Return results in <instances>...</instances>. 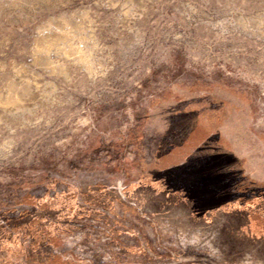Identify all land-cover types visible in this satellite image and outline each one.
<instances>
[{"label": "rangeland", "instance_id": "1", "mask_svg": "<svg viewBox=\"0 0 264 264\" xmlns=\"http://www.w3.org/2000/svg\"><path fill=\"white\" fill-rule=\"evenodd\" d=\"M214 88L231 105L222 129L237 153L251 150L257 159L264 154V0H0V225L10 221L0 226L10 252L0 256L45 263L47 254L14 239L31 233L14 222L19 200L29 193L37 203L61 201L66 186L52 184L57 179L92 195L110 178L122 197L150 157L154 139L139 141L147 120L181 99L202 105L200 92ZM168 172L150 201L87 206L85 226L57 236L52 252L76 264H199L204 251L201 263L237 264L226 256L234 250L229 222L263 202L237 201V174L228 170ZM207 241L218 242V258ZM121 246L132 252L115 259Z\"/></svg>", "mask_w": 264, "mask_h": 264}, {"label": "trees", "instance_id": "2", "mask_svg": "<svg viewBox=\"0 0 264 264\" xmlns=\"http://www.w3.org/2000/svg\"><path fill=\"white\" fill-rule=\"evenodd\" d=\"M216 88L200 92L201 96L203 97V100L201 102L204 103L205 101H207V104H210V107L208 109L201 108L205 105L202 103V105H199V113L193 112L190 115L185 114V116L184 114H181V112L186 110V107H190L193 105H190L192 104L191 102L188 103L186 100H183V102L181 99L180 101H176V106H170L166 104L162 109L163 114H161L160 116H156L158 124H151V127L155 128V133L153 135L154 141L152 146V149L154 150L153 152L156 155V157L153 158L157 162L155 163V170L161 173V181H163L164 176L166 177L169 170L181 166L184 167L186 165H199V168H203L205 170L221 171V169H224L226 170V173L227 170L229 171L230 167L235 166L237 168L243 166V161L239 160L238 158H234L233 155L229 153L230 148L227 141L224 140V137L222 135L227 133V131L222 129L224 125H221L222 120L224 118H227L228 116V112L227 114H225L226 112L224 108L226 107L225 109L229 111L231 105L226 103L227 106H225V103L223 101L224 99L221 100L215 98L217 97V93L215 91H213V93L211 92L212 90H219ZM231 94H233L234 97L241 96L242 98V95L237 94L235 91H232ZM180 104L181 106H179ZM177 110L180 111L178 112ZM191 118H199V136H203V140L199 138V146L197 148H189L186 149V152H184L185 149H182V143L186 140V137L188 136V134L190 133V129L192 128V126L187 123ZM148 121L149 120H147V123H145L144 125H147V128L148 126H150ZM143 131L144 130H142L140 134V138H142ZM176 149L178 151H175ZM181 149L183 151L182 154L179 152V150ZM174 152L177 153L175 154ZM228 173L230 174V172ZM56 182L59 183L58 180H53L52 184H57ZM82 185L83 186L81 187L70 186V188H66V190L62 189L60 191V195L62 196L63 194V200H55L57 201L55 204H50L47 202L37 203L36 201H38V199L27 193L26 196L19 200L20 203L14 207V213L18 216L14 222H23L29 227V231H31V233L27 231V234L19 237V239H14H16L18 245L22 246V243H24L40 257L41 255L47 254V260L43 264H76L75 262L65 260L61 256H58L52 252L51 248L54 245L56 237L59 235L72 234L85 226L82 222L83 216L81 215H85L88 212V210H86V206L93 205V207L95 206L101 210H113L116 202H119L109 200V195H111L112 193V191L108 189L110 187H106L105 185L97 183L95 186H93V194L91 195V193L86 190V188H84V184ZM159 195L162 197V199H165L166 197L164 196L163 192H159ZM102 198L107 199L100 200ZM46 201H49V199H46ZM81 202L85 205H83ZM153 212L156 215H161L162 217L164 215L162 209L153 210ZM44 213H55L58 217H55V215H53L55 218L49 219L44 215ZM60 216L62 218L67 216V218L62 219ZM4 222L5 223L3 224L10 225L9 220L5 219ZM3 224H1L0 226H3ZM31 227L32 229H30ZM18 240L20 243L18 242ZM231 240L234 244L231 242ZM217 243L215 245L218 247ZM9 244H11V242H9ZM227 244L229 246L233 245L234 247L233 254L226 252V256L228 258H233L235 262V258H237L238 256H243V252L245 249V240L243 237L235 239L229 238L227 240ZM218 248H216L215 250V252L217 251V254H212L215 259L218 258L219 254L222 252L219 251ZM7 251L10 252L4 245L0 244V255L6 254L7 257ZM131 252V248L121 246L119 250L113 251L112 254L115 259H120L121 257H124ZM1 257L2 260H0V264H10L5 260V256H0V258ZM38 260L39 259L37 258V256L33 257L34 264H39L37 263ZM194 263H197V261H195ZM11 264L20 263L15 262Z\"/></svg>", "mask_w": 264, "mask_h": 264}, {"label": "flooded vegetation", "instance_id": "3", "mask_svg": "<svg viewBox=\"0 0 264 264\" xmlns=\"http://www.w3.org/2000/svg\"><path fill=\"white\" fill-rule=\"evenodd\" d=\"M174 105L175 104L171 106ZM190 105L193 106L190 107L188 106L186 107L187 109L183 108L186 110L182 111L181 114L190 115L193 112L199 113V106L194 105V103ZM179 106H181V104ZM180 110L177 111L179 112ZM226 120L227 119L224 118L222 120L221 125H224ZM157 122L158 120L156 119V117L149 119L150 126H148V131H147L148 133L145 135L142 134V138L139 139L141 143L146 144L151 140V138H153V135L155 133V128L154 127L152 128L151 124L153 123L154 125L155 124L157 125L158 124ZM187 123L190 124L192 128L190 129V133L186 137V140L182 143V149H185L184 152H186V149L189 148H194V147L197 148L199 146V138L203 140V136H199V118L197 119L191 118ZM228 127H230L231 134H233L234 130L232 131L230 125ZM222 135L224 137V140L227 141L228 146L230 148L229 153L232 154L234 158H238L239 160L243 161L242 167L236 168L234 166V169H232V167L229 168L231 175L237 174L236 187L243 195L237 201H261L263 202L261 206L264 207V154H260L257 157V159H254L255 155L251 150L246 151L245 149H242L245 152L243 151V153L240 152L237 153L235 149V145L231 143L232 141L230 139L231 136L229 137V135L226 134H222ZM242 144L244 148L249 147V143L248 142L246 143V141L242 142ZM182 149L179 150L181 154L183 153ZM150 150H151L150 157L148 161L142 163L141 173L137 177L133 179L131 178L129 181H126L122 186V190H121L122 197H124L127 201H150L153 195L152 190L163 191V188L161 186L162 181L160 180L161 173L155 170L156 169L155 163L157 162L155 161L154 158L156 157V155L153 152L154 151L153 149ZM175 151L178 150L176 149ZM174 153L176 154L177 152ZM105 180L109 182L108 183L109 186L108 185L106 186L112 188V190L109 189L110 191H112L111 195H109V200L119 201L116 202V204L118 203L122 204L123 203L122 201L124 200L122 199L119 191L116 188L117 185L115 181L114 183L111 182L113 179L110 178H107ZM58 182L59 183L57 182L56 183L58 184L59 187L66 186L64 190H66V188H70V186H76L74 180L71 181L68 180V182L58 180ZM153 185L155 186V189L152 188ZM103 199H107V198H102L100 200ZM82 204L85 205L84 203ZM250 209L251 210H249V212L239 211L238 214L235 213L234 220H230L229 222V227L231 222L233 224L230 228L231 231H234L233 238L235 239V238L243 237L245 240V249L243 252L244 254L242 257L238 256L237 258H235V262H237V264H264V248H263L264 245H261L264 244V210H263L264 208L261 209L260 204H254L253 206H251ZM241 213L242 214L247 213L252 218L251 219L249 218V220H245V219L241 220L238 218V216H240ZM167 224L172 225L170 222H168ZM206 244L210 246V251L212 253H215V249L218 248L215 245L216 243L214 241H207Z\"/></svg>", "mask_w": 264, "mask_h": 264}, {"label": "crops", "instance_id": "4", "mask_svg": "<svg viewBox=\"0 0 264 264\" xmlns=\"http://www.w3.org/2000/svg\"><path fill=\"white\" fill-rule=\"evenodd\" d=\"M201 253H203V255L205 254L204 251H199V264H205V263H201L202 262ZM193 264H198V263H193Z\"/></svg>", "mask_w": 264, "mask_h": 264}]
</instances>
